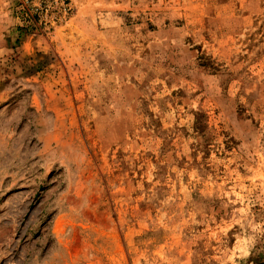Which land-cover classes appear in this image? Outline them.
Here are the masks:
<instances>
[{
    "label": "rangeland",
    "instance_id": "374dc122",
    "mask_svg": "<svg viewBox=\"0 0 264 264\" xmlns=\"http://www.w3.org/2000/svg\"><path fill=\"white\" fill-rule=\"evenodd\" d=\"M264 263V0H0V264Z\"/></svg>",
    "mask_w": 264,
    "mask_h": 264
},
{
    "label": "trees",
    "instance_id": "16d2710c",
    "mask_svg": "<svg viewBox=\"0 0 264 264\" xmlns=\"http://www.w3.org/2000/svg\"><path fill=\"white\" fill-rule=\"evenodd\" d=\"M259 264H264V263H259Z\"/></svg>",
    "mask_w": 264,
    "mask_h": 264
}]
</instances>
